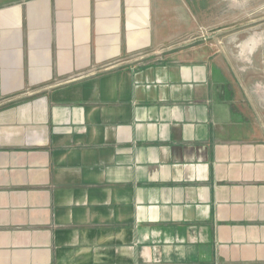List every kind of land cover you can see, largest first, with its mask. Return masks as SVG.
I'll return each instance as SVG.
<instances>
[{
	"label": "crops",
	"instance_id": "1",
	"mask_svg": "<svg viewBox=\"0 0 264 264\" xmlns=\"http://www.w3.org/2000/svg\"><path fill=\"white\" fill-rule=\"evenodd\" d=\"M153 13L0 0V264H264V16Z\"/></svg>",
	"mask_w": 264,
	"mask_h": 264
},
{
	"label": "rangeland",
	"instance_id": "2",
	"mask_svg": "<svg viewBox=\"0 0 264 264\" xmlns=\"http://www.w3.org/2000/svg\"><path fill=\"white\" fill-rule=\"evenodd\" d=\"M152 1L159 31H169L174 42L217 30L219 36L233 33L234 38H240L241 30L261 26L264 16V0Z\"/></svg>",
	"mask_w": 264,
	"mask_h": 264
}]
</instances>
